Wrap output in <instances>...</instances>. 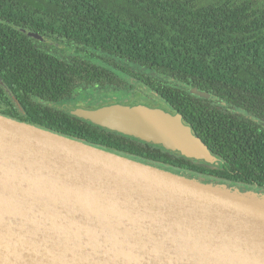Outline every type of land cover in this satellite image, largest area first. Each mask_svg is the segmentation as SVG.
Returning a JSON list of instances; mask_svg holds the SVG:
<instances>
[{"label":"trees","instance_id":"16d2710c","mask_svg":"<svg viewBox=\"0 0 264 264\" xmlns=\"http://www.w3.org/2000/svg\"><path fill=\"white\" fill-rule=\"evenodd\" d=\"M30 34L55 35L75 56L68 61L40 52L28 57L1 51ZM115 72L148 87L195 131L199 121L206 131L211 127L226 135L217 150L223 165L201 166L58 108L71 99L70 90L75 93L84 84L117 83ZM0 82L23 108L0 85V115L136 161L264 190V131L257 132L258 122L240 120L250 115L264 122L262 1L0 0ZM193 92L210 95L221 109L200 116L197 105L205 100Z\"/></svg>","mask_w":264,"mask_h":264},{"label":"water","instance_id":"95a60500","mask_svg":"<svg viewBox=\"0 0 264 264\" xmlns=\"http://www.w3.org/2000/svg\"><path fill=\"white\" fill-rule=\"evenodd\" d=\"M67 109L189 160L219 162L169 105ZM0 264H264V190L0 115Z\"/></svg>","mask_w":264,"mask_h":264},{"label":"flooded vegetation","instance_id":"af4514ba","mask_svg":"<svg viewBox=\"0 0 264 264\" xmlns=\"http://www.w3.org/2000/svg\"><path fill=\"white\" fill-rule=\"evenodd\" d=\"M7 38L9 39V37H7ZM18 38H20L22 40V43H20L19 45L17 44L16 47H10L9 44H7L6 47L3 48L1 51L6 52V53H10V54H13V53L14 54H19V55L27 54L26 56H28V57L31 56L30 54L32 52H40V53H44L46 55H57V56H61V57L65 58L68 61L72 60L73 57L75 56V51L70 50V47L67 46L66 42L57 41L55 35H25V37H18ZM57 47H62L63 49L62 50H59V49H57ZM68 50L70 51V54H67ZM58 52H62V54L61 53H58ZM28 66H29V64H27V67ZM23 69H24V66L21 65V70H23ZM36 70H39V67L38 66L36 67ZM115 74L117 75V78L120 79L121 81L125 77L127 79H129V80H132V79H130L129 77H127L125 75H119V73H117V72H115ZM120 80H118V82L117 83H114L113 85L110 84V83H108L105 86H104V84H103V86H100L99 84H93V85L86 86L84 84V86H80L79 88H76L75 89V91H77V93H75V94H74V92L72 93L71 90H70L68 96L71 95V99L72 98H76V97H79V98H81V97L82 98H87V97L81 96V94L79 92H87V91H89V96L88 97H89V99H92L93 95H104L103 93L106 91L105 89L107 87H110L111 88V91L114 92V95H121V94L128 93L130 96H132V92L131 93L128 92V91H122V92H120L119 90H117L119 88V85L122 84V82ZM82 81H84V80H82ZM107 81H108V78L106 79V82ZM119 82H120V84H119ZM77 83L78 84H81L79 82H77ZM0 85H1V87H3L5 93L9 97H11L10 94H9V91L7 90L8 87L3 82H0ZM93 86H95L99 90L98 89L97 90H94V88H91ZM193 94L198 99L203 98L205 100V102L203 103V105H200V104L197 105L198 106V111H199L198 114L200 116L204 115V116L208 117L209 114L214 113L216 110H220L221 107H222V104L221 103H219L218 101H214L211 98V96L208 95V94H206V93L193 92ZM107 95H112V94H107ZM132 98L134 99L133 96H132ZM197 98H196V101L199 102V100ZM1 101L2 100H0V102ZM226 109H228V107ZM235 112H237V110H235ZM224 114H227V112L224 113ZM183 118H184V116H183ZM244 118H245L244 125H250L251 123L258 122L259 125L261 126V128H257L256 129L257 132L258 133L259 132L261 133L262 131H264V122L259 121V120H256L255 121V119L252 116H250V115H243V119H240V120L243 121ZM223 119L224 118H222V122H224ZM184 120H185V118H184ZM198 123H199L198 124L199 130L198 131H195V132L198 134V136L200 138H202V136H204V137L207 138V140L211 144L212 148H210L209 145H207V143H206V145L214 153L215 157L219 160V162H218L217 165H213V166L208 165V166H211L212 168H215V169L220 168L223 165V162H222L221 158L218 157V156H220V154H219V152L217 150H218L219 143L220 142H223L224 136H226V135H224V134L221 135L219 131H217L216 133L211 132L209 130V129H211V127H209L207 129V131H206L205 130V127L202 125V123L199 122V121H198ZM230 151H231V154H234V155L235 154H238L237 146L236 145L231 146L230 147ZM190 160L195 161L196 164H199L201 166L202 165H207L205 163L199 162L197 159H190ZM204 177H206L207 179H210V178H208V176H204ZM229 181H231V180H229Z\"/></svg>","mask_w":264,"mask_h":264},{"label":"rangeland","instance_id":"374dc122","mask_svg":"<svg viewBox=\"0 0 264 264\" xmlns=\"http://www.w3.org/2000/svg\"><path fill=\"white\" fill-rule=\"evenodd\" d=\"M223 1V0H198L199 4L205 5V4H211V3H217V2ZM259 2L264 0H258ZM57 49L62 50V47H57ZM61 53L62 52H58ZM67 54H70V51L68 50ZM94 88V90H97L95 86L91 87ZM99 90V89H98ZM106 91L103 93L104 95H93L92 99H89V91L87 92H79L81 96L87 97V98H72L70 99L66 105H58L60 110H65V108L68 107H82L84 109H96L104 106H110V105H145L148 107L153 108H162L165 109V106L163 102L159 101L156 94L150 90L148 87L137 83L135 80H129L126 77L122 79V84L119 85L120 92L122 91H128L132 92V96H130L128 93L121 94V95H114V92L111 91L110 87H107L105 89ZM111 91V92H110ZM77 93V91H75ZM74 93V94H75ZM112 94V95H107ZM56 107V106H55ZM251 188V187H250Z\"/></svg>","mask_w":264,"mask_h":264}]
</instances>
